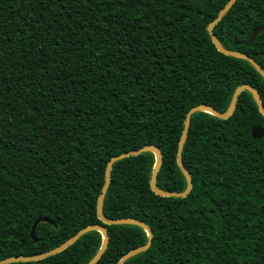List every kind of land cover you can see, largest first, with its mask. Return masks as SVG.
<instances>
[{
  "label": "trees",
  "instance_id": "trees-1",
  "mask_svg": "<svg viewBox=\"0 0 264 264\" xmlns=\"http://www.w3.org/2000/svg\"><path fill=\"white\" fill-rule=\"evenodd\" d=\"M230 0H0V261L51 251L89 226L107 232L96 264H117L148 241L107 225L97 204L108 162L156 147V187L181 193L177 151L187 113L228 110L264 78L217 51L208 33ZM264 0H237L214 26L225 50L264 72ZM264 116L248 91L225 120L190 118L181 161L192 188L164 198L150 185L153 152L115 162L106 220L133 219L149 248L124 264H264ZM35 229L36 242L31 238ZM51 222V223H50ZM90 231L60 253L11 264H88L103 244Z\"/></svg>",
  "mask_w": 264,
  "mask_h": 264
},
{
  "label": "water",
  "instance_id": "water-1",
  "mask_svg": "<svg viewBox=\"0 0 264 264\" xmlns=\"http://www.w3.org/2000/svg\"><path fill=\"white\" fill-rule=\"evenodd\" d=\"M236 1L237 0H230L226 4V6L221 10V12L217 16V18L209 24V26L207 28L209 36L211 38V41H212L213 45L217 49V51L223 53L224 55L233 57V58H239V59H243V60L248 61L259 72V74L264 78L263 70L253 60H251L248 56H246L245 54H242L240 52L231 51V50H225L220 45L219 41L216 39V37L213 34L214 26L222 19V17L229 11V9L233 6V4ZM263 31H264V25H261V26H258L257 28H255L253 30V32L251 33V36H250V41H249L250 44H252L254 42L255 38L257 37V35L260 34ZM242 91H248L252 95V97H253L256 105H257V108H258L259 112L264 116V108H263V104L261 102V99L259 98L257 92L250 86H240L234 91V93L232 95V98H231V102H230L229 108L224 113H219V112L215 111L214 109H212L210 107H207V106L195 107V108H193L192 110H190L187 113L185 121H184V127H183L182 136H181V139H180V142H179V145H178V151H177L178 166H179V169H180L181 173L183 174V176L186 179V188H185V190L183 192H181V193L163 192V191H160L156 187V177H157V174H158L159 168L161 166V162H162L161 154H160L159 150L156 147H146V148H143V149H140V150L128 152V153L122 154L120 156L114 157L108 162L107 168H106V172H105V182H104L101 194H100V196L98 198V204H97V212H98L99 219L102 220L107 225H133V226H138V227L144 229L146 231V233H147V236H148V241H147L145 246L130 251L129 253L124 255L122 257V259L117 264H124L131 257H133V256H135L137 254H140L142 252H145L149 248V246L151 244L152 232L142 222L137 221V220H133V219L106 220L103 217V214H102L103 200H104L105 194H106L108 186H109L110 172H111L112 165L115 162L120 161L122 159H125V158H127L128 156H131V155H139V154L144 153V152H153L155 154V156H156V165L154 167V170H153V172L151 174V178H150V185H151L152 191L156 195H158L160 197H164V198H185L189 194V192H190V190L192 188V180H191L190 175L187 173V171L183 167V164H182V161H181V154H182L183 146H184V143H185V140H186V137H187V132H188L191 116L194 113L201 111V112H206L208 114H211L212 116H214L216 118L225 120V119L229 118L231 116V114L233 113V111L235 109V106H236V101H237L238 95ZM263 136H264V130L260 126L254 127L252 129L251 137L253 139H261ZM42 221L45 222V221H48V220L45 219V218H39L32 225V229H31V233L30 234H31V238L33 239L34 242H36V237H35L36 226H37V224L39 222H42ZM95 230L101 232L102 235H103V239H104L102 247L95 254V256L88 262V264H96L98 262V260L101 258V256L103 255V253L105 252L106 248H107V239H108L106 230L104 228L100 227V226H89L88 228H86L83 231L75 234L73 237L68 239L62 245H60L59 247H57V248H55V249H53L51 251H48V252H45V253H42V254H39V255H35V256H29V257H23V258L5 259V260L0 261V264L32 262V261H37V260H41V259L47 258L49 256H52V255H55L57 253L62 252L63 250L68 248L70 245H72L74 242H76L82 235H84V234H86V233H88L90 231H95Z\"/></svg>",
  "mask_w": 264,
  "mask_h": 264
}]
</instances>
